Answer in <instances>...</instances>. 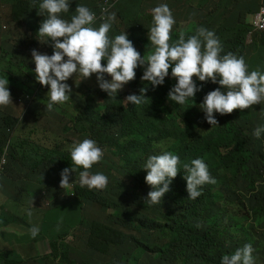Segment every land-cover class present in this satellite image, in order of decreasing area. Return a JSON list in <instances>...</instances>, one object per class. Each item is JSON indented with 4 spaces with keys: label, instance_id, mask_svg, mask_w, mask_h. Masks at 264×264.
Masks as SVG:
<instances>
[{
    "label": "trees",
    "instance_id": "obj_1",
    "mask_svg": "<svg viewBox=\"0 0 264 264\" xmlns=\"http://www.w3.org/2000/svg\"><path fill=\"white\" fill-rule=\"evenodd\" d=\"M40 1L37 0V10ZM109 1L112 2V0ZM204 1L198 0V3L201 4ZM161 2L164 4L168 0ZM220 2L223 9L219 6L217 13H209L201 26L220 36L224 53L233 52L243 56L250 71L264 72V68L261 67L264 64V32L256 34L251 45L247 43L251 25L246 17L250 16L251 7L241 4L238 0H220ZM128 4L129 0H120L115 8L109 9L107 15L115 13L116 17L112 22L109 36L114 38L126 32L134 47L139 48L138 52L146 58L152 53V47H154L148 39L152 16L144 22L143 29L121 28L119 24L121 14L129 6ZM77 5H85L97 14L100 12L101 15L105 2L103 0L100 10L95 0H70L69 12L62 13V18L70 20L75 14ZM15 8L13 19L24 15L29 5L19 0ZM132 8L133 5L130 14ZM46 15L45 13L44 16ZM38 16L44 19L42 15ZM101 22H97L98 26ZM176 36L178 35L172 36L173 39ZM33 48L40 49L41 53L52 54L51 43H44L41 47L36 43L27 45L28 57ZM252 48L256 50V53L250 59L246 53L248 54ZM0 62L5 63L2 69L8 73L3 77L12 82V88L8 84L11 96L14 99L23 100L27 104L26 110L30 112L35 110L33 113L35 118L43 121L44 108L48 104L43 98V90L46 86H42L35 78L34 61L26 64L25 57L16 54L12 49L8 59L7 53L0 50ZM15 67L17 72L10 73ZM143 71V66H138L135 69V79L127 84L136 83L139 88L143 87L146 91H150L149 94L152 92V96L148 97V105H134L129 102L124 104L119 96L108 97V94L103 91H100L101 99L95 101L90 93L77 92L86 82L76 89L72 88V94L67 102L54 106L60 112L67 109L71 114L70 122L64 125V129L81 130L87 126L102 129L107 119L111 120L117 116V112L110 108L106 114L105 107L110 103L117 105L120 109L123 126L129 136L143 132L142 124L152 109L179 115V128L171 136L172 143L164 152L179 154L184 163H186V157L206 158L216 183L205 184L202 187V195L196 199H190L184 179L187 173L183 170L170 184V190L164 194L170 195L164 204L147 203L144 206L141 204V201H145L143 197L135 195L126 201V206L110 216L112 219L105 223L87 224L84 227V232L89 231L87 242L101 249V252L108 257H118L120 262L134 263L139 258L136 264H221L223 255L232 254L237 248L250 243L254 252L256 251L257 264H264V212H259L254 206L260 197L264 196V133L260 138L253 135L256 127L264 125V101L249 109L233 110L230 114L214 113L218 125H210L205 119L200 103L209 91L220 87L218 83H213L211 80L199 81L200 84L197 85L201 90L195 94L194 101L190 99L180 105L160 93L166 90L162 87L166 82L171 84L175 82L170 73L165 77L162 85L153 87L150 82L141 79ZM50 113L51 110L47 111V114ZM21 122L22 117H16L0 108V160L3 156L7 158L5 172L0 178V190H3L2 194L7 201L9 197L14 204L15 201L21 202V191L18 189L19 192H17L19 183L42 190L40 185L44 178L48 175L60 177L61 170L69 164L70 160L69 150L63 149L61 145L48 146L38 137L16 136L15 131ZM97 139L107 151L101 164L112 166L115 163L113 157L119 147V141L110 140L104 135ZM153 149L149 145L145 147V151L149 154L153 153ZM12 164L19 167L24 165L31 169L41 166L45 169L35 177L34 182H29L24 178L27 174L17 171L15 176L11 175L10 165ZM76 191L80 198H104V205L113 204L119 197L116 189H113L112 194L108 192L105 197L103 194L83 187L80 190L77 188ZM217 198H223L224 202L221 205L218 204ZM114 205L119 206V204ZM0 211L4 212V209L0 208ZM135 214L139 218H136ZM20 220L21 217L16 216L7 223ZM81 228L83 227L79 226L76 233L66 235L73 239ZM0 242L7 243L2 236H0ZM11 242H15L14 238L10 240ZM72 244L68 239L62 240L60 246L56 243L55 250L50 255L41 253L37 249L36 254L28 256L25 264H31L29 259L45 264H89L70 260ZM186 246L194 247L198 253H204L206 250L210 256L201 261L191 258L188 252L182 256ZM12 250L6 249L9 252ZM41 255L44 256L40 258ZM49 256L50 260H48ZM57 258L58 261H56Z\"/></svg>",
    "mask_w": 264,
    "mask_h": 264
},
{
    "label": "clouds",
    "instance_id": "obj_2",
    "mask_svg": "<svg viewBox=\"0 0 264 264\" xmlns=\"http://www.w3.org/2000/svg\"><path fill=\"white\" fill-rule=\"evenodd\" d=\"M119 1L108 0L103 11L108 7L115 8ZM161 1L134 0L121 14V17H131L142 22L152 16L148 39L154 47L152 53L145 58L138 52L139 48H135L133 42L128 39L126 32L114 38L109 36L112 22L116 18L115 13L103 17L97 27L96 14L85 5H77L75 14L67 20L62 18L61 14L69 12L70 0H41L38 9L39 15L44 19L36 32L37 44L51 40L52 54L41 53L33 48L31 63L34 61L36 80L46 86L43 94L48 102L47 109L52 110L53 106L67 102L72 88L76 89L86 82H92L96 90L105 92L108 97L119 96L124 104L129 102L146 106L152 92L149 94L150 91L139 88L136 83L127 84L135 79V69L138 66L144 68L141 79L150 82L153 87L162 85L170 73L175 82H166L162 85L166 90L160 93L180 105L190 99L194 101L195 94L201 90L194 77L202 82L211 80L218 83L220 87L209 91L200 103L205 119L210 125H218L214 113L230 114L233 110L249 109L264 101V72L250 71L243 56L233 52L224 53L220 36L201 26L209 13H217L216 10L222 4L220 0H205L201 4L198 0L196 3H193L194 0H182L190 8L189 13L184 15L175 7L176 0H168L164 4ZM238 1L252 9V22L249 23L251 29L247 35V43L251 45L255 35L264 32V0ZM150 4L154 5L147 16L146 8ZM211 4L214 8H210L202 17L199 11ZM33 7L37 8V0H33ZM221 8L223 9V6ZM181 24H193L194 29H181ZM175 34L178 36L173 39ZM6 53L8 59L10 52ZM4 64L0 62V106L13 104L8 88L9 81L3 77L8 74L2 69ZM109 108L115 110L117 116L111 120L107 119L102 129L87 126L81 130H73L82 137L68 149L69 164L61 170L59 181L61 188H67L71 184L74 186L70 192L71 197H77L76 189L79 186L99 194H104L106 189L112 194L113 189H116L119 197L113 205H120L129 200L125 198L130 189L127 179L133 178L136 189L131 191V198L140 195L150 205H161L170 196L164 195L170 190V184L183 170L187 173L184 179L190 199L201 196L205 184L216 183L210 165L204 157H186L184 163L179 154L164 152L169 146L153 150L152 154L145 151L147 145L155 148L159 143L171 140V136L179 128V115L152 109L142 124L143 132L129 136L123 126V117L118 106L107 104L106 114ZM262 133L264 125L256 127L253 131L256 138H260ZM101 135L119 141V147L113 157L114 167L103 165L108 168L106 170L101 167V162L107 155L106 149L97 139ZM0 166L1 178L5 172L4 160H0ZM223 202V198H217L218 204ZM254 206L259 212H264V196L260 197ZM27 214L31 216V210ZM29 232L34 238L39 233V227L34 225ZM65 236L67 235L61 236V241ZM55 242L57 243L56 239L52 241V246ZM2 245L0 252L7 248L16 249L10 243L5 242ZM184 249L182 256L188 252L191 258L199 261L210 256L206 250L204 253H198L191 246ZM51 253L52 251L46 254ZM138 261L139 258L134 263L112 261L111 264H136ZM221 264H257L256 251L254 252L250 243L245 244L232 254L223 255Z\"/></svg>",
    "mask_w": 264,
    "mask_h": 264
},
{
    "label": "rangeland",
    "instance_id": "obj_3",
    "mask_svg": "<svg viewBox=\"0 0 264 264\" xmlns=\"http://www.w3.org/2000/svg\"><path fill=\"white\" fill-rule=\"evenodd\" d=\"M19 0H0V50L5 52H10L11 49L15 50L16 54H19L26 59V64H29L32 60V56L28 57L26 53V48L32 44L38 43L37 30L40 26V22L43 20L39 15V9L33 7L32 0H23V3L29 5L28 11L17 19H13V12L16 10V5ZM103 0H95V3L101 10V4ZM108 4V0H104ZM196 3V0L193 1ZM133 4V0H129V4ZM155 4V3H154ZM154 4H150L146 8V15L149 16V12ZM4 5H8L5 7ZM10 5V6H9ZM175 7L184 15L189 13V6L182 0L174 1ZM214 8L213 4L203 8L199 11V14L203 17L205 13L210 9ZM37 10V11H36ZM109 12V7L105 8L103 13L100 15L96 14L95 26L98 27V21H102ZM122 22L119 21L121 28L130 29H143L144 22L133 19L131 17L125 18L121 17ZM249 23L252 22V17H246ZM150 23V21H148ZM6 29L3 30V27ZM181 29H194L193 24H181L179 26ZM21 35H23L21 37ZM19 38V39H18ZM18 40V41H17ZM17 41V42H16ZM16 42V43H15ZM14 47L12 48L13 44ZM48 43H52L49 40ZM44 43L40 45L43 46ZM36 49V48H34ZM40 52V49H37ZM31 53V51H30ZM256 53V50L252 48L250 52L246 55L248 58L252 59V55ZM264 68V64L261 65ZM17 72V68L13 69L12 73ZM196 84H200L198 78H193ZM12 83L9 82L10 88H12ZM77 92H88L92 95L93 100L97 101L100 99V92L95 89L92 82H87L86 84L79 87ZM12 103L7 106H0L4 111L16 116L22 117V122L15 131V135L38 137L39 140L44 141L48 146L61 145L63 149L68 150L71 145L79 140L82 135L73 130H65L64 125L70 122L71 114L67 109L60 112L59 109L53 106L50 114H47L49 110L45 109L44 120L40 121L35 118L34 112L26 110L27 104L21 99H14L12 96ZM44 98V94H43ZM125 103V102H124ZM200 128V127H199ZM172 143L170 141H164L159 143L153 150H160L169 146ZM39 146V145H38ZM40 147V146H39ZM1 160H4V165L7 163V158L3 156ZM102 169H108L101 165ZM114 167V165L112 166ZM45 168L39 166L37 169H31L21 165H10L11 175L15 176V172L19 171L23 174H27L24 178L29 182H34L35 177L39 176V173ZM10 177V176H9ZM58 176L48 175L44 178L42 182V190L33 189L29 186H24L19 183L17 186V192L21 191V202L14 201L2 194L3 190H0V208L4 209V212L0 211V236L4 237L7 243L14 238L15 242H11L10 245L15 247V250L2 251L0 252V264H25L28 256L36 254V250L39 249L41 253L53 252L55 250V245L52 246V241L57 240V245H61L62 235L76 233V229L82 225L83 228L79 230L77 235L72 239L68 235L64 239L70 240L73 244L71 245V250L69 253L70 260L73 261H83L89 264H111L112 261H118L119 258L116 256L108 257L106 254L101 252V249L95 248L90 243L87 242V232H84V227L87 224H97L98 222L105 223L106 221L112 219L113 214H116L121 207L127 205V202L115 206L113 204H103V199H90L86 197H71L70 192L73 190L74 186L71 184L67 188H61ZM130 184L129 193L126 194L125 198L130 199L132 197L131 191L136 189V185L133 183L135 180L133 178L127 179ZM70 182V181H69ZM19 189V190H18ZM81 186L78 187V190ZM57 190L58 192H55ZM98 192H102L98 190ZM109 191L106 189L104 191L103 197ZM138 192V189H137ZM142 205H146L145 201H141ZM3 205V207H1ZM35 206V209H34ZM31 210L32 215L29 216L27 213ZM20 216V221H14L12 223H7L12 217ZM136 218H139L135 214ZM39 227V233L34 238L30 235L29 229L33 226ZM24 228V229H22ZM0 242V249L3 248ZM56 244V242H55ZM1 253H4L1 256ZM44 255L39 256L42 258ZM51 257H48L50 260ZM31 264H45L44 262H36L29 259ZM59 259L57 258L56 261Z\"/></svg>",
    "mask_w": 264,
    "mask_h": 264
},
{
    "label": "built area",
    "instance_id": "obj_4",
    "mask_svg": "<svg viewBox=\"0 0 264 264\" xmlns=\"http://www.w3.org/2000/svg\"><path fill=\"white\" fill-rule=\"evenodd\" d=\"M0 168H2V166H0Z\"/></svg>",
    "mask_w": 264,
    "mask_h": 264
}]
</instances>
